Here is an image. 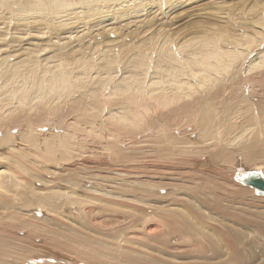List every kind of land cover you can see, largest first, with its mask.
Masks as SVG:
<instances>
[{"label": "rangeland", "instance_id": "obj_1", "mask_svg": "<svg viewBox=\"0 0 264 264\" xmlns=\"http://www.w3.org/2000/svg\"><path fill=\"white\" fill-rule=\"evenodd\" d=\"M98 1L99 0H88V1L76 0V2L82 4L78 6L79 8H77L78 9L77 11L84 12L90 6H96V3ZM156 1L158 3L159 0ZM164 1L165 0H162V2L160 1L161 6L163 8L162 9L163 12L162 11L158 12L160 6L159 7L156 6L152 9H149L148 6L146 8L148 11L145 10L143 14L141 13V15L144 14L145 15L144 17H141L139 19H145V23L149 22L147 23V25L145 24V26L144 25L142 27L140 26L137 29L135 26H132L129 29L124 28L125 29L124 30L122 28L123 30L119 29L118 31L111 32V34L117 35V37L115 38L117 41L120 40V42L118 41V45H114L112 51L109 53L110 55L113 54L112 58L117 57L116 61L121 60L119 61V64L113 67V69L102 68L105 66L103 64L106 63V60L103 59V55L100 52L97 53L94 52L95 51L94 45L97 43H91L90 42L91 39H87V41L85 42H77L79 44L77 43H72L73 45L71 43L67 44L69 45V47L65 46L66 43H64L65 41H69L68 39L62 40V43L56 44V48L55 46L53 47L50 46L51 44H49V46L38 45V43L48 44L47 42L48 39L42 40L41 42L35 40L37 44L33 46H24V48L33 50L34 57L32 60L38 62V64L34 67V78L43 75L45 69L49 66L48 59L51 56H54L55 54H57L59 58L64 59L66 61H72L73 57L87 58V60H90L91 57H93L95 62L91 64L92 65V67L90 68L91 72L85 74V70L81 69L79 66L76 67L75 69L76 76H80L81 80L78 81L76 88L72 89L71 91L65 92V94L62 96V101L67 100L71 102L72 100H77L79 104L86 105L87 103H89L88 101L92 98L93 92L97 91L103 98H106L105 96L107 95V93L113 90L114 84H116L117 86L116 88L118 89L120 88L128 89L127 86L129 85L125 86L121 83V81L123 80V78H125V76L130 75L126 73L127 71L129 72L131 70V67L127 66L129 62L128 58L130 59L132 55L136 57L137 53H140V49L145 50L148 57L151 58L153 63L154 54L156 53V48L157 45H159L161 38L174 40L177 46L175 45L174 42L170 43V47L166 49L165 54L169 53L173 57L175 55L176 57L182 59L183 49L179 50V46L184 41L187 40L188 42L187 44L189 46L186 48V50H189V52L192 53L197 50V53L195 55H199L201 53L200 49L198 48L199 44L191 45L192 42L193 44H195L196 42H198V40H200L199 36L213 35L214 37L227 40L229 39V37L235 38L242 33H245L247 35H252V33H255V30L240 29V27L235 26L234 24H225V22L221 23L217 21L219 20L218 19L219 16L220 17L224 16V14L219 13L220 10L218 11L219 15L215 14L217 16H214L217 17V19L211 17L208 12L214 11L218 7H224L225 10L223 11V13L226 12L227 17L231 19L232 23H236V24H240L244 22L250 23L252 22V20L255 21L258 19L257 11H259L260 8L263 7L264 5V0L198 1L190 5L189 4L181 5L180 8L174 9L171 12L172 14L171 13L168 14L167 18H163V21H161L159 20L162 17L161 15H163L161 13H164V9L166 10V8H168L167 5L165 6ZM175 1H180V0H172V2L171 1L170 2L174 3ZM135 2L138 3L140 2L141 4L142 0L139 1L136 0ZM135 2L134 0H124L123 5L127 3L125 5L126 8H128L127 6L129 5H132V7H134L137 4ZM217 2H219V4H216ZM144 3L146 4V1L142 2L143 5ZM113 4L114 5L111 6V9L108 10V13H104L103 15L105 16L101 17L102 16L101 15L99 19H96L94 17L95 18L94 20V18L91 15H87V16H89V19L93 20V22L95 23L97 20L105 19L103 20L102 23H98V25L104 23L108 24L112 20L118 21V19H119L118 22L121 23L123 22V19L117 18L118 14L116 15V12L120 13L121 7L117 3H113ZM257 4H258L257 6L258 8L255 7V5ZM13 8L17 10L18 6H13ZM169 9H171V7H169ZM147 12L148 14H150L151 12V15L153 16L151 15L149 16ZM158 15L161 17L157 18ZM11 21H12L10 22L11 27L14 28L15 27L14 23L17 24V21L14 18H12ZM117 21L115 26H117L118 23ZM137 21L139 22L140 20ZM7 22L9 24L8 20ZM152 23H154L156 26L152 27ZM123 24L125 23H121L120 26H122ZM50 25L53 26V23L49 22L48 25L49 28ZM70 25H72V23ZM77 26L80 27L81 25L78 24ZM77 26L75 25L74 27V25H72L70 27L74 29H78ZM218 26H222L221 33L217 31ZM70 27L68 26V29ZM44 28L45 27H43V30ZM149 28L151 29V32ZM79 29H80L79 31H83L84 28H79ZM74 32L76 33L75 30ZM82 33L79 32L76 33V35H81ZM94 33H100V31H96ZM37 35H41V34L39 33ZM67 35L69 34L61 35V37L63 38ZM112 37L113 36H111V38ZM101 39L102 37L99 36L98 41H100ZM224 43L225 42L222 41V44ZM263 44H264V35L259 37L258 39V47H259L258 52L260 53L262 51L260 53L262 55L264 53ZM71 46H73V49ZM139 46H142V48H139ZM101 47L103 48V50L101 49L103 52L107 46L105 44H101ZM16 48L17 47L15 48L13 47L12 50ZM107 48L111 50V48L109 47ZM2 49L3 48L0 47V50ZM76 52H81V53L79 56H77ZM189 52L183 53L185 56L183 57V59L185 60L187 59V57L189 56ZM251 53L252 51H249L247 54H245L243 56V61L246 60L248 61V59L245 58H248L247 56ZM64 54L65 55L68 54L70 58L66 57ZM12 55H14V53H4V54L0 53V62L3 60L6 61L5 64L0 67V87L1 88L7 87L5 89L3 88L4 90L0 88V90L2 91V92L0 91V108L1 110L2 108L4 109L6 108L5 110L4 109L2 110V112L4 113L8 111V108H12L13 110L14 106L19 105V100H18L19 98L18 99L11 98L10 96V93L12 91H17V90H21V91L23 90V92L27 94L29 99L28 100L29 104H27L22 108L26 114L24 119H27V122L12 121V123H4L6 131L3 130L0 131V141H1L0 142V173L8 170V172L6 173L3 172V174L0 177L1 178L0 186H2L0 187V192L2 193V195L0 196V239L3 240V238H6L9 244L12 245V247L9 248L11 253H8L7 256L6 254L0 256V261L1 260L7 261L8 258L9 260L11 259L14 260L15 256L20 254L18 256L25 257V258H21L17 256L20 259L19 262H21L22 264H46L48 262L44 263L45 259L55 254L61 257L62 258L61 260L65 261L66 259L67 261V262L65 261L66 264H69V262L70 264L79 262L80 259L79 257L77 256L75 257V255L70 254L69 252L66 251H62L58 248H55L52 245V240L50 236H54L55 234L49 233L46 230L48 228H51L48 230L60 229L59 233L62 234V232H64L67 235H72V236L78 234L84 237L85 236L84 233H87L89 235H93V237L95 236V238H98L100 235V238H102L100 240L103 241H110L112 237H117V236H120L122 239H124L125 238L124 233L119 232V229L122 227L123 224H128V225L133 224L134 218L131 217L129 219V217H130V213L131 215H135V211L134 209L131 210L130 206L136 207V205L130 203L129 199H131L132 196L130 197L129 195L133 194L134 192H137V190H140L142 188L149 189L151 192L155 194L158 193L157 195L163 196L167 198V200L177 199L184 205L186 203L194 205L196 204V200L191 199L188 193L189 190L185 189V186L189 184L196 186L198 188H203L206 186L209 188L213 186L214 188L216 186L215 188H217L223 194L225 195L232 194V196H234L233 195V191L235 189L234 184L235 185L239 184L240 186L242 185V187L243 186L247 187L250 191H252L249 194H247V199L251 201V204L250 207L244 206V204H235V205L233 204L234 206H236L234 207L235 209L233 211V214H235L234 212H236L237 215L243 217L244 219L248 218L253 220L254 225L259 224L260 223L259 219L264 218V199H263L264 196H259L258 194L255 193V191L257 190L249 186H245L240 182L235 181L238 176H241L238 175V173L242 169L243 170L246 169L245 171L247 172L253 171L255 165L260 163V162H257V164L256 162H254L255 164L248 163V161H246L244 157H242L239 150L240 148H242V146L249 145L250 143L249 141H251L252 137L258 132H262V139L264 140V84L262 86H260L259 84H255L256 85V87H254L255 94L253 93L254 95L252 96L246 91L247 89H244L242 87V84L243 85L247 84V87L248 84H253L248 78L249 77L254 78V74H256L257 71L258 73L257 75H255V77H258L262 72L264 73V71L256 69L255 70L256 72L253 71L252 73H249L250 76L248 75L247 72V75L245 76L247 78L237 77V83L231 82L230 76L228 77L219 76L218 77V79L220 80L219 83L215 84L212 81H210L208 82L210 89H205L204 87L203 89H200V91H202L201 93H196V95L203 96L204 98L208 99L207 102L209 103V105H211L209 99L212 100L214 104V106L211 105V107H213V113H212L210 127L213 128L217 124H220L223 133L227 135L229 138L234 140L233 143L234 145L231 148H228L227 145H225V148L227 149L226 151L229 154L231 160L233 161V162L231 161L232 163L229 162L225 164H216L214 162V156L216 153H212V151L199 152V156L204 154L207 155L211 153L209 158L208 156L203 158L205 165H208L210 163V166H212V168L208 167L210 171H206L204 170L206 168L205 165L203 166L198 165L199 164L198 159H200L199 156L197 157L180 156V155H174L172 153L171 151L172 147L175 145V143H173V141L171 140L173 139L172 137L173 134L170 136L164 135L166 137H162L161 139H159V137L162 135L161 134L157 138H153V140H150L149 142L154 144V148L153 150L150 149L146 153H143V151L140 148H138L137 150L136 149L130 150L125 148L123 145H121L122 147L121 149L123 150L125 157H114L115 152L113 149H110L109 146L111 144V142H109L111 139V137H109V134L115 132H112L111 126L106 124L105 127L104 126L105 124L102 125L100 120H98L99 117L97 118L96 123L95 125H93V127L97 130H100L99 134H102L103 137L97 135L96 136L86 135L84 133L85 130L84 127L92 126V125L86 124L84 118L82 116H79V114L70 113L68 108L66 107H61L59 110L54 108L56 106V103L60 101L57 97L50 99L49 102H46V104L44 105L45 107L44 111L42 112V115H40L38 113L39 109L37 107L39 98L38 96H36L39 95V93L36 92L37 87L35 88L34 78L30 79V81L27 82L26 80L24 81V79H20V78L18 79L10 78V73L7 72L8 67L12 66L13 64H15L20 60V59H16ZM258 57L259 56L255 57L254 59ZM54 59L56 58L53 57V60ZM173 63L176 68L180 67L178 61H173ZM89 66L90 65L88 66L86 65L85 67L87 68ZM99 67L101 69H98ZM243 67L245 66H242L240 62V66L238 68L244 69ZM164 68L168 69L166 68V66ZM240 69H238V71H240ZM97 70H100L103 76L105 75L104 72L106 71L108 72L110 71L109 73L111 72L112 73L106 74L105 76L107 77L109 76V77L104 81H100L96 77ZM240 74L242 75L241 72ZM38 79L40 80L41 78ZM9 87H12L11 90ZM251 87H253V85H250L248 89H250ZM6 90L8 92H6ZM3 91L5 92L3 93ZM219 94L224 95L223 98L220 99L219 102L217 100H213V98H215ZM16 100L18 101V103ZM52 101L54 104L52 103ZM242 104H245V107H241ZM107 106L108 105L104 102L103 106H101V108L96 110L99 112L101 111L102 113V110L107 108ZM217 111L221 112L223 115H225L226 113L229 114V120L226 117L222 116L221 114H217ZM105 112H107V109H105ZM72 117L73 120L79 124V126L76 128L73 127L71 128L70 126H68V124H70L69 122H71L72 120L71 119ZM148 118L149 117L147 116L146 119ZM178 119L179 116L178 114H176L172 118V121H176ZM189 121H190L189 116H184L183 114L180 116V123L182 122L186 123ZM50 124H52L53 127L55 126L54 129L50 126ZM40 126L43 127L46 126L45 128L42 127L41 130L44 131L39 132L40 136L38 137V135L35 134L33 141H31L30 138L28 140L27 132L30 130H34L35 133V129L39 130L41 128ZM60 126H62V128ZM67 127H69L68 128L70 130L69 133L78 137V140L81 141V145L75 151L74 153L75 155L73 158L61 159V156L59 157L58 155L57 158L55 159L56 164L54 163L53 165L52 162L49 161L48 163H46L47 159L45 156H43L47 146L46 144L58 142L59 140L65 139L67 136L62 137V135L66 133ZM60 128L61 131L59 130ZM197 131L199 134L202 133V129L200 128L197 129ZM53 132L54 133L56 132L57 135H55L56 133L54 134ZM80 132H83L86 136H83L84 138L81 136L79 137L78 133ZM10 133L12 134V136ZM46 133H51V134H46ZM60 133L61 135H58ZM127 133H128V137L120 133V137L118 138L122 140L126 138L137 139V136H139V134L142 135L141 133H143V130H140V132L132 131L130 133L129 132ZM198 133H196V135ZM6 134H8L7 135L9 137L8 139H6ZM247 136H249L250 138H248ZM107 139L108 141H106ZM15 141L16 142L19 141L18 143H20V146L17 144L15 146L16 143ZM177 142H178L177 144L190 143L188 142V140H184L181 138L179 139L177 138ZM200 142H201V137L199 140V144ZM199 144L195 149H199L200 146ZM18 147H20V149L22 150H20ZM260 148H264V145L262 144ZM235 149H238V152H236L237 150ZM237 153H239L240 155H238ZM166 154L176 156L179 158V160L172 161L171 159H169V157ZM41 156L44 157L46 160L44 158L41 159ZM206 159L209 161H206ZM55 165H58L57 168ZM22 167L24 168L22 169ZM193 167H195L196 169H202L203 175L207 177L209 181L207 182L206 180L205 181L196 180L190 182L188 180L189 174L187 173V171L189 168H193ZM19 169H21L22 171H20ZM24 169H26V171H23ZM237 169L239 171L238 173H235L237 172ZM117 170L123 171L124 173H127V170H129L131 173L137 174L138 177L141 176L142 177L137 180H133L134 178L132 177L130 178L131 174L128 173L126 177L129 178L120 181L116 179L118 178ZM261 171H264V169H262ZM10 172L12 174L15 173L14 175L17 176L16 178L19 179L20 181L15 186H13L10 183L2 184L7 180L5 177L8 178L9 176H11ZM212 173H216L217 175H215L214 178H210V174ZM3 177L5 178V180ZM162 177H164V179H161ZM109 180L111 181V183L109 182ZM8 181L9 180H7L6 183ZM215 183L217 185H215ZM153 184H155L157 188L154 187ZM3 185H5V187ZM58 189L67 192V194L59 193L58 196H55V201L54 203L52 202V204L54 208L58 210L57 213L50 210L48 208L49 206L40 205L39 201L37 200L38 196L33 197L34 194H32V200H30L31 202L28 203L27 198L25 199V194L28 193L29 194L36 193V195L46 194V193H51L55 190L57 191ZM7 191L9 192L8 193L9 195H7L6 193ZM52 194H54V192ZM91 194L92 195L94 194L95 198H93ZM121 194L122 196L128 197V198L123 197L121 199L125 200L124 202L127 201L130 206L126 205V203L124 202H120L121 199L117 200L116 198H114V196L120 197ZM109 196H111V198ZM138 197L142 199L143 198L149 199V197L143 195H140ZM153 202H150L148 206L150 207V205L153 204ZM116 204L122 205L119 206V211L129 212L128 213L129 215L128 217H126V219L124 217L120 218V215L118 216V214L115 212L117 208ZM111 205H116V206H111ZM69 206H71V209ZM237 208L240 209L238 210ZM36 209H38V211ZM91 209L93 211H90ZM111 210L113 211V213ZM154 210L155 208L154 209L151 208L147 210V214H149V212L150 213L154 212ZM38 212L42 213L41 217L38 216L39 215ZM100 212H102V214ZM13 215L16 217L17 216L20 217L23 220V222L22 223L18 222L17 220L19 219L13 217ZM27 221L28 222L33 221L36 224V227L40 226V228H36L28 225L25 227ZM221 222L223 226L221 225ZM230 224L231 222L225 220L221 214H218V216L213 215L211 210L209 212L208 211L206 212V218L204 220L198 222L199 227L202 229H208V227H214L220 231H222V229L225 226L228 227ZM46 226L47 228L44 229V227ZM139 227H141V225H139ZM228 229H229L228 235H233L235 237V247L233 246L232 247L233 249H229L228 247H226L224 243L221 242L219 243V247H218L216 244H211L212 245L211 246L209 243L205 241L204 246L206 247V251L209 250L211 247L212 253L211 252L205 253L202 251H196L190 253L186 250L185 252L181 251L179 253L177 252L170 253V255H172L173 258L165 259L163 253H161L159 250H156L157 255H159L158 258L166 262L155 261L154 259L153 260L157 264H171V263L172 264H264L263 233L260 234L255 229L253 231L249 230L248 233L247 231H244L245 229H243L240 225H234V224L230 225ZM101 233L102 234L104 233L103 234L104 236ZM63 235L64 234L61 235V240L66 241ZM215 237L218 240H222L223 238H225V236L220 234H215ZM171 238H175V241L174 240L171 241L170 238L167 240L171 243L179 242L178 235H174ZM227 241L231 245L234 243V241L230 242L228 239ZM69 242L71 245L77 246L76 245L77 241L74 240ZM199 245L201 246V242L199 243ZM94 246L95 248L101 249L99 245H94ZM120 247L122 248L123 246L121 245ZM213 248H216L218 250L217 252V254H219L218 256L214 254ZM235 252L241 253L242 259L240 262H236ZM196 253H198V255ZM28 258L31 259L32 261L29 260ZM139 258H147V257L141 256ZM80 260L81 262H85L89 264L88 261L86 260L83 261L82 258ZM23 261H25V263ZM27 261L29 263H27ZM64 261L63 263L61 261L56 263L65 264ZM49 262H54V261L51 260Z\"/></svg>", "mask_w": 264, "mask_h": 264}, {"label": "bare ground", "instance_id": "obj_2", "mask_svg": "<svg viewBox=\"0 0 264 264\" xmlns=\"http://www.w3.org/2000/svg\"><path fill=\"white\" fill-rule=\"evenodd\" d=\"M123 1L124 0H115V1L99 0L96 3V6H90L84 12H78L77 11L78 10L77 8H79L78 6L82 4L81 3L79 4V2H76V0H10V1L0 0V47L3 48L2 50H0V53L1 54L14 53V55L12 56L15 57L16 59H20L18 62L7 68V72L10 73V78H17V79L20 78V79H24V81L26 80L27 82H29L30 79L34 78V67L38 64V62L32 60L34 57L33 50L24 48V46H33L37 44L35 40L41 42L42 40L45 39H48L47 40L48 44L38 43V45L49 46V44H51L50 46L52 47L55 46L56 48V44L62 43V40L68 39L70 42L65 41L64 43H66L65 46L69 47V45L67 44L85 42L87 41V39H91L90 40L91 43H97L94 45L95 47L94 52L96 53L100 52L103 55V59L106 60V63L103 64L105 66L104 67L100 66V67L113 69V67L119 64V61L121 60L116 61L117 57L112 58L113 54L110 55L109 53L112 51L114 45H118V41L120 42V40L117 41L115 39L117 35H113L111 34V32L118 31L119 29L123 30L124 28L129 29L132 26H135L137 29L140 26L142 27L143 25L145 26V24L147 25V23L149 22L145 23V19H139V18L144 17L145 14L141 15V13L143 14L145 10H147L146 8L148 6L149 9H152L156 6L158 7L160 6L158 12L162 11L163 9L161 6L162 0H159L158 3L156 0L154 1L142 0V2L146 1V4L144 3V5L142 4V2L140 4V2L138 3L135 2L136 0H134V2L137 4L136 5L133 4L135 5L134 7H132V5H129L127 6L128 8H126L125 6L127 3L123 5ZM170 1L172 2V0ZM170 1L169 0L164 1L165 6L167 5L168 8H166V10L164 9V13H161L163 14L161 15L162 17L159 15L157 16V18L161 17L159 20L163 21V18H167L168 14H170L176 8H180L181 5L184 4L190 5V4H194L195 2L205 1V0H180V1H175L174 3H171ZM219 2H217L216 4H219ZM113 3H117L121 7L120 13L116 12V15L118 14L117 18L123 19V22L121 23H125V24H123L122 26H120L121 23L118 22L119 19L118 21L116 20L118 22L117 26H115L116 21L114 20H112L111 22L109 21L110 23L108 24L104 23L98 25V23H102L103 20L105 19L97 20L95 23L93 22V20L89 19V16H87V15H91L93 18L95 17L96 19H99L101 15H102L101 17H103L105 16L103 15L104 13H108V10L111 9V6L114 5ZM13 6H18V9L15 10ZM257 6L258 4L255 5V7ZM169 7H171V9H169ZM219 10H220L219 13L224 14V16L221 17L219 16L218 17L219 20L217 21L221 23L225 22V24H234L235 26L240 27V29L255 30V33H252V35H247L245 33H242L235 38L229 37V39L227 40L214 37L213 35L199 36L200 40H198V42H196L195 44H193V42L191 43V45L199 44L198 48L200 49L201 52L199 55H195L197 53V50L194 51L193 53L189 52V50H186V48L189 46L186 40L179 46V50L183 49L182 59L176 57L175 55L173 57L169 53L165 54L166 49L170 47V43H173L174 40L161 38L159 45H157L156 53L154 54L153 63L151 58L148 57L145 50L142 49H140V53H137L136 57L132 55L130 59L128 58L129 62L127 66L131 67V70L129 72L127 71L126 73L130 75L125 76V78H123V80L121 81L123 85L125 86L129 85L127 86L128 89H123V88L118 89L116 88L117 87L116 84H114L113 90L107 93V95L105 96L106 98H103L97 91L93 92L92 98L88 101L89 103H87L86 105L79 104L77 100H72L71 102L67 100L62 101V96L65 94V92L71 91L72 89L76 88L78 81L81 80L80 76H76V70H75L76 67L79 66L81 69L85 70V74L90 73L91 72L90 68L92 67L91 64L95 62L94 58L91 57L90 60H87V58L73 57L72 61H66L64 59L59 58L57 54L51 56L48 59L49 66L45 69L43 75L34 78V85L35 88L37 87L38 90V91L36 90V92L39 93V95H36L39 98V102L37 103V107L39 109L38 113L42 115V112L44 111L45 108L44 105L46 104V102H49L50 99L57 97L60 101L56 103V106L54 108L59 110L61 107H66L68 108L70 113L79 114V116H82L84 118L86 124L92 125V126L84 127L85 129L84 133L86 135L89 136L97 135L103 137L102 134H99L100 130H97L93 127V125H95L96 123L97 118L99 117L98 120H100L102 125L105 124L104 125L105 127L106 124L111 126L112 132H115L109 134V137H111L109 141L111 142V144L109 146L110 149H113L115 152L114 157H125V154L121 149L122 148L121 145H123L125 148L130 150L131 149L137 150L138 148H140L143 151V153H146L150 149L153 150L154 148V144L149 142L150 140H153V138H157L161 134L162 135L159 137V139H161L162 137H166L164 135L170 136L173 134L172 137L174 140L173 139L171 140L173 141V143H175V145L172 147L171 151L174 155L197 157L199 156V152L201 151L202 152L212 151V153H216L214 156V162L216 164H225L231 162L232 160L226 151L227 149L225 148V145H227L228 148H231L234 145L233 144L234 140L229 138L227 135L223 133L220 124H217L213 128L210 127L212 113H213V107H211V105L214 106V104L212 100L209 99L211 103V105H209V103L207 102L208 99L204 98L203 96H198L196 95V93H201L202 91H200V89H203L204 87L205 89H210L208 85V82L210 81H212L215 84L219 83L220 81L218 79L219 76H224V77L230 76V81L237 83V77L247 78L245 77L247 75V72L249 75V73H252L253 71L256 72L255 71L256 69L264 71V53L262 55L260 54L262 51L260 53L258 52L259 51L258 39L259 37L264 35V5L263 7L260 8L259 11H257L258 12L257 20L255 21L252 20V22L250 23L248 22L240 23L241 25L232 23L231 19L227 17L226 12L223 13V11L225 10L224 7H218L214 11L208 13L211 17L217 19V17L214 16L219 15L218 13ZM148 15L150 16L151 12ZM12 18H14L17 21V24L14 23L15 25L14 28H12L10 24V22H12L11 21ZM7 20L9 21L10 26ZM137 20L140 21L138 22ZM49 22L53 23V26L50 25L51 29L48 27ZM69 22H71L72 25H74V27L75 25L77 26L78 24H80L82 27L77 26L78 29L71 28L70 26L72 25H70L71 23ZM68 26L70 27L69 29ZM154 26L156 25L152 23V27ZM43 27H45L44 30ZM221 27L222 26H218L217 31H219V33H221ZM79 28H84L85 29V30L83 29L84 32L79 31L80 30ZM74 30L76 31V33L79 32L81 33L83 32V33L81 35H76ZM96 31H100V33H94ZM38 32L41 35H37L39 34ZM66 34L69 35L63 38L61 37V35H66ZM99 36L102 37L100 41H98ZM111 36L113 37L111 38ZM222 41H224L225 43L222 44ZM101 44H105L107 47L111 48V50L106 47V49L102 52L103 48L101 47ZM175 45L177 46L176 43ZM13 47L14 48L17 47V48L12 50ZM71 47L73 49V46ZM139 48H142V46H139ZM249 51H252V53L247 56L248 58H245L248 59V61L247 60L243 61V56L247 54ZM187 52H189V56L187 57L188 60L187 59L185 60L183 59V57H185L183 53H187ZM80 53L81 52H76V55L79 56ZM65 56L70 58L68 54H66ZM257 56L259 57L254 59ZM53 57L56 59L53 60ZM173 61H178L180 67L176 68ZM5 62L6 61L4 60L1 61L0 67L3 66ZM240 62L242 66H245L243 67L244 69L238 68L240 66ZM86 65L87 66L90 65V66L86 68L85 67ZM165 66L168 69H165L164 68ZM100 67L98 69H101ZM238 69H240V71H238ZM109 72L106 71L104 73L105 75L112 73ZM240 72L242 73V75L240 74ZM101 73L102 72L100 70H97L96 77L98 78V80L104 81L109 77L105 75L103 76ZM257 73L258 71L256 72V74L253 73L254 78L253 77L248 78L253 84H248L247 87V84L243 85L241 83L242 87L244 89H247L246 91L249 94H251V96L255 94L254 92L255 91L254 87H256L255 84H259L260 86L264 84V73L262 72L263 74L261 73L262 75L260 74L261 75V76L259 75L260 77L259 76L255 77ZM230 74H232L233 76ZM38 78L41 79L39 80ZM250 85H253V87L248 89ZM3 88L1 89L4 90L7 87H5L4 89ZM9 88L11 90L12 87ZM4 92L5 91H3V93ZM6 92L8 91L6 90ZM10 96L11 98H17V99L19 98L18 99L19 105L14 106L15 108L13 107V110L12 108L7 107L8 111L4 113L2 112L4 108H2V110L0 108V131L1 130L6 131L4 123H12V121L27 122V119H24L26 114L22 109L24 106L29 104L28 103L29 99L27 94L23 92V90L22 91L17 90V91H12L10 93ZM223 96L224 95L219 94L215 98H213V100H217L219 102L220 99L223 98ZM104 102L108 105L107 108H105L107 109V112H105V109H103L101 113V111L99 112L96 109L101 108ZM241 107H245V104H242ZM176 114H178L179 119L176 121H172V118ZM182 114L184 116H189L190 121L186 123L184 122L180 123V116ZM217 114H221L222 116L226 117L229 120V114L226 113L225 115H223L219 111H217ZM147 116L149 117L148 119H146ZM71 119H72L71 122H69L70 124L67 123L68 126H70L71 128L78 127L79 124L73 120V117ZM50 126L53 129L55 127V126L53 127L52 124H50ZM40 127L41 128L39 130L35 129V133L34 130H30L27 132L28 140L30 138V140L33 141L35 134L38 135V137L40 136L39 132L44 131L41 130L43 126ZM60 127L62 128V126ZM61 128L59 129L60 131ZM68 128L69 127H67V129L65 128L66 133L62 135V137L67 136L65 139L59 140L58 142L46 144L47 146L45 149V153L43 154V156H45L47 159L46 163H48L49 161L52 162L53 165L54 163L56 164L55 159L57 158L58 155L59 157L61 156V159H66V158L69 159L74 157L75 155L74 153L77 150V148L81 145V141L78 140V137L69 133L70 130ZM199 128L202 129V133L200 134L197 131V129ZM140 130H143V133H141L142 135L139 134V136H137V139L126 138L122 140L118 138L120 137V133L128 137L127 132L129 133L132 131L140 132ZM84 133L80 132L78 133V136L79 137L86 136ZM196 133L198 134L196 135ZM8 134H6V139L9 138L7 136ZM46 134H51V133H46ZM55 135H57V133ZM58 135H61V133ZM200 137H201V142L199 144ZM247 137L250 138L249 136ZM177 138L188 140V142L190 143L177 144L178 143ZM106 141H108V139ZM18 142L19 141L15 143V146L16 144L20 146V143ZM249 142H250L249 145L242 146L239 152L241 153L242 157H244V159L248 161V163L250 164L254 162H256V164L257 162L260 163L255 165L253 171L247 172L245 171L246 169L245 170L242 169L238 173L239 170L237 169V172L235 173L241 175L238 176L237 179L235 178L236 179L235 181L237 182H239V180L241 181L244 180L249 173H253V172L261 174L264 177V171H261L262 169H264L263 166L264 148H260L262 144L264 145V140L262 139V132H258L257 134H255L252 137L251 141ZM198 144L200 145L199 149H195L197 148ZM18 148L20 149V147ZM235 150H237L236 152H238V149ZM237 154L240 155L239 153ZM166 155L172 161L179 160V158L176 156L169 154ZM210 155L211 153L207 155L206 154L200 155L199 156L200 159H198L199 162L198 165L199 166L205 165L203 158L207 156L209 158ZM42 158L44 157L41 156V159ZM206 161L209 160L206 159ZM55 166L57 168L58 165ZM205 166L206 168L204 170L206 171H210L209 168H212V166H210V163ZM23 168L24 167H22V169ZM19 170L22 171L21 169ZM23 171H26V169H24ZM3 172L0 173V177L3 174ZM6 172H8V170L5 171L4 173ZM128 173L131 174L130 178L131 177L134 178L133 180H137L142 177V176L138 177L137 174L131 173L129 170H127V173L117 170L118 178L116 179L120 181L126 180V178H129L126 177ZM187 173L189 174L188 180L190 182L196 180H201V181L206 180L207 182L209 181L208 178L203 175L202 169H196L195 167L189 168ZM14 174L11 173V176L8 175L9 176L8 178L5 177L9 181L6 183L7 181L6 180L2 184L10 183L13 186L17 185L20 181L19 179L16 178L17 176H15ZM215 175L217 174L216 173L210 174V178H214ZM161 179H164V177H162ZM109 182L111 183L110 180ZM215 185L217 184L215 183ZM3 186L5 187V185ZM153 186L157 188L155 184H153ZM234 186H235V189L233 191L234 196H232V194L231 195L223 194L217 188H215L216 186L214 188L213 186H211V188L207 186L203 188H198L196 186L189 184L185 186V189L189 190L188 193L190 198L196 200V204L194 205L187 203L184 205L177 199L167 200V198L157 195L158 193L155 194L151 192L149 189H144V188L137 190V192H134L133 194L129 195L130 197L132 196V198L129 199L130 203H133L134 205H136V207L130 206L127 201L124 202L125 200L121 199L126 196H122V194L120 197L114 196V198H116L117 200L121 199L120 202L126 203V205H129L131 207V210L134 209L135 211V215H131L130 213V217H129V219L131 217L134 218L133 224L131 225L123 224L122 227L119 229V232L124 233L125 236L124 239H122L120 236H117V237H112L110 241H103L100 240L102 239L100 238V235L98 238H95V236L93 237V235L84 233L85 236L82 237L81 235L78 234L72 236L62 232V234L65 235V236L63 235V237L66 239V241H62L61 240L62 234L59 233L60 229L48 230L51 228L46 229L47 226L44 227V229H46L49 233L55 234L54 236H50L52 240V245L55 248L69 252L70 254L75 255V257L76 256L79 257L80 259L82 258L83 261L86 260L88 261L89 264H103V262L104 264H157L155 261L166 262L158 258L159 255H157L156 250H159L161 253H163L165 259L173 258L172 255H170V253H174V252L179 253L181 251L185 252L186 250L190 253L196 251L212 253L211 247L209 250L206 251V247L204 246L205 241L210 245L216 244L218 247H219V243L221 242L224 243L226 247H228L229 249H233L232 247L233 246L235 247V237L233 235H228L229 234L228 228L230 225L233 224L240 225L243 229H245L244 231H247L248 233L249 230L253 231L255 229L257 232H259L260 234L263 233L264 235V218L259 219L260 223L254 225L253 220L248 218L244 219L243 217L237 215L236 212H234L235 214H233V211L235 209L234 207H236L234 206L235 204H244V206L250 207L251 201L247 199V194L252 192L247 187L244 186L242 187V185L240 186L239 184L238 185L234 184ZM53 192L54 194H52ZM53 192L46 194H37V195L36 193L30 192L31 194L28 193L29 195L25 194V199L27 198L28 203L31 202L30 200H32V194H34L33 197L38 196L37 200L39 201L40 205L49 206L48 208L50 210L57 213L58 210L54 208L52 202L54 203L55 196H58L59 193L67 194V192L61 191L59 189ZM6 193L7 195H9L8 191ZM255 193L258 194L259 196H264L259 194V190L255 191ZM1 195L2 193L0 192V196ZM140 195L147 196L149 197V199H144V198L142 199L138 197ZM92 196L93 198H95L94 194ZM109 197L111 198V196ZM150 202H153V204H151L149 207L148 204ZM116 205H111V206H116L117 208L115 212L118 214V216L120 215V218L124 217L126 219V217H128L129 215L128 214L129 212L119 211V206L122 205L121 204H116ZM69 207L71 209V206ZM151 208L153 209L155 208L154 212L151 213L149 212V214H147V210ZM92 209L90 211L94 210ZM237 209L239 210L240 208ZM36 210L38 211V209ZM210 210L212 211L213 215L218 216V214H221L223 218L225 220L230 221L231 224L228 227L225 226L222 229V231L214 227H208V229L200 228L198 222L204 220L206 218V212L207 211L209 212ZM38 213H39L38 216L41 217L42 213L40 212ZM100 213L102 214V212ZM13 217L19 219L17 220L18 222L20 223L23 222V220L20 217L18 216L16 217L14 215ZM27 225L36 227V224L33 221L30 222L27 221L25 227ZM139 225H141V227H139ZM221 225L223 226L222 222ZM36 228H40V226ZM215 234L223 235L225 236V238H223L222 240H218L215 237ZM174 235L179 236V242L171 243L167 240L170 238L171 241L173 240L175 241V238H171ZM227 239L230 242L234 241V243L232 245L229 244ZM74 240L77 241L76 244L77 246H73L69 242ZM200 242H201V246L199 245ZM94 245H99L101 249L95 248ZM121 245L123 246L122 248L120 247ZM10 247H12V245L9 244L6 238H3V240L0 239V256H3L4 254H6L7 256L8 253H11L9 249ZM213 250H214V254L218 256L219 255L217 254L218 250L216 248H213ZM196 254L198 255V253ZM18 255L15 256L14 260L13 259L9 260V258L7 259V261L1 260L0 264H22L21 262H19L20 259L18 257L21 258H25V257ZM141 256H146L147 258H139ZM61 259H62L61 257L53 254L49 258H46L44 263L48 262L46 264H57L56 262H60V261L63 263L64 260ZM80 259L79 262L77 263H72V262L71 263L87 264L85 262H81ZM241 259H242L241 253L235 252L236 262H240ZM51 260L54 262H49ZM23 262L25 263V261ZM27 263L29 262L27 261Z\"/></svg>", "mask_w": 264, "mask_h": 264}, {"label": "water", "instance_id": "obj_3", "mask_svg": "<svg viewBox=\"0 0 264 264\" xmlns=\"http://www.w3.org/2000/svg\"><path fill=\"white\" fill-rule=\"evenodd\" d=\"M245 186H251L259 190V194L264 195V177L256 172L249 173L244 180H239Z\"/></svg>", "mask_w": 264, "mask_h": 264}]
</instances>
